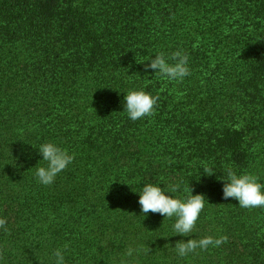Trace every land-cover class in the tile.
Instances as JSON below:
<instances>
[{
    "label": "trees",
    "instance_id": "trees-1",
    "mask_svg": "<svg viewBox=\"0 0 264 264\" xmlns=\"http://www.w3.org/2000/svg\"><path fill=\"white\" fill-rule=\"evenodd\" d=\"M176 50L183 81L145 69ZM130 89L159 96L153 116L128 117ZM45 142L75 154L48 186ZM226 165L264 184V0H0V264H53L65 243L66 264H264V208L223 198ZM146 183L205 196L192 234L141 212Z\"/></svg>",
    "mask_w": 264,
    "mask_h": 264
},
{
    "label": "clouds",
    "instance_id": "clouds-1",
    "mask_svg": "<svg viewBox=\"0 0 264 264\" xmlns=\"http://www.w3.org/2000/svg\"><path fill=\"white\" fill-rule=\"evenodd\" d=\"M148 59L150 58L148 57ZM169 60L172 62L169 63ZM188 61L189 57L183 50H176L168 57L163 52H159L156 53L154 59H150V63L145 65V69L151 68L155 70L157 76L164 77L169 81L181 82L190 75ZM126 93L124 110L131 120L136 121L155 114L159 96H153L143 89H130ZM38 150L42 153L43 160L47 162V165L37 167L35 176L38 182L45 186L54 183L56 176L75 159L74 153L70 154L67 149L61 148L53 142L41 144ZM203 169L208 175L214 173L210 167H204ZM218 179L225 181L223 184L224 199L234 198L238 200L239 206L242 208H264V184L259 182L256 175L248 172L238 174L231 165H226L224 175L218 177ZM179 188L178 183L168 185V192L177 193ZM184 191L188 193L185 198L174 197L173 195H166L162 187L154 183H146L139 191L138 203L141 205V212L144 215L152 212L159 213L165 218L175 217L174 234L189 236L194 232L199 215L205 207V196L200 193L193 195L191 187L185 188ZM7 223V218L0 217V229L10 232ZM227 240L226 235L218 238L205 236L200 239L179 240L176 242L174 249L180 257H184L189 253H194L198 248L206 250L209 246L218 247L226 243ZM68 248L69 244L65 243L62 248L58 247L53 251V264H66L65 251ZM141 251L147 254L150 249L129 246L124 256L133 257L134 253L138 255ZM2 256L3 253L0 251V259H2ZM41 264H43L42 261ZM120 264H138V261L134 262L122 258Z\"/></svg>",
    "mask_w": 264,
    "mask_h": 264
}]
</instances>
